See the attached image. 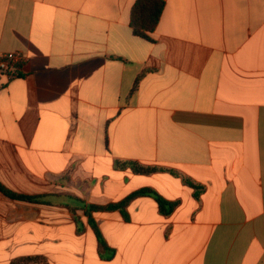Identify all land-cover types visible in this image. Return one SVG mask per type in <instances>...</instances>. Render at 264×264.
<instances>
[{"label": "crops", "instance_id": "crops-1", "mask_svg": "<svg viewBox=\"0 0 264 264\" xmlns=\"http://www.w3.org/2000/svg\"><path fill=\"white\" fill-rule=\"evenodd\" d=\"M135 2L0 0V183L44 197L0 191V264H264V0H165L153 42ZM144 189L173 208L93 212L103 254L88 208Z\"/></svg>", "mask_w": 264, "mask_h": 264}, {"label": "trees", "instance_id": "trees-1", "mask_svg": "<svg viewBox=\"0 0 264 264\" xmlns=\"http://www.w3.org/2000/svg\"><path fill=\"white\" fill-rule=\"evenodd\" d=\"M165 0H136L132 11H131V28L133 31V34L137 37L143 38L145 40L153 42L154 39L152 38V34L155 32L157 26L160 23L164 8H165ZM142 75H140L133 86L132 92L136 91L139 87L140 81H141ZM116 165L121 168L129 167L133 170L134 173L140 174V175H150L154 174L158 171H164V168H158L157 166H150L145 165L136 161H117ZM171 173H175L173 170H169ZM185 182L188 186L192 187L196 190L197 193H200L202 188L200 186H197L194 184L190 179L186 178ZM0 191L5 194L6 196L18 200L23 201L27 203L32 204H43L44 203V197L41 196H26V195H20L17 194L9 189H7L5 186H3L0 183ZM140 196H151L157 200L159 205L161 206L163 212L170 211L173 208V204H168L157 192L151 189H144L140 190L138 192L133 193L132 195L128 196L123 201L111 204L108 206H95L91 205L88 210L87 214L90 216V224L95 230L99 243L100 248L103 254H105L106 251H108L107 243L101 234L99 227L97 226L96 222L92 219V213L96 211H112V210H124L126 206L134 199L140 197ZM41 262L43 264H46L44 261H42L39 258H26L21 259L16 262H13L12 264H30V263H36Z\"/></svg>", "mask_w": 264, "mask_h": 264}, {"label": "built area", "instance_id": "built-area-1", "mask_svg": "<svg viewBox=\"0 0 264 264\" xmlns=\"http://www.w3.org/2000/svg\"><path fill=\"white\" fill-rule=\"evenodd\" d=\"M27 61L28 57L22 51L0 53V75L19 77Z\"/></svg>", "mask_w": 264, "mask_h": 264}]
</instances>
